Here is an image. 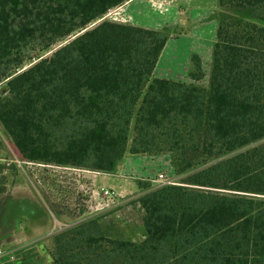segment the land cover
I'll return each mask as SVG.
<instances>
[{
    "label": "trees",
    "instance_id": "obj_1",
    "mask_svg": "<svg viewBox=\"0 0 264 264\" xmlns=\"http://www.w3.org/2000/svg\"><path fill=\"white\" fill-rule=\"evenodd\" d=\"M127 1L0 0V124L22 159L159 157L181 176L146 184L142 238L100 215L54 234L45 264H264V0H219L207 80L196 54L185 79L155 76L170 31L107 17ZM77 194L57 211L84 212Z\"/></svg>",
    "mask_w": 264,
    "mask_h": 264
},
{
    "label": "rangeland",
    "instance_id": "obj_2",
    "mask_svg": "<svg viewBox=\"0 0 264 264\" xmlns=\"http://www.w3.org/2000/svg\"><path fill=\"white\" fill-rule=\"evenodd\" d=\"M194 15L195 13L192 11L185 12L182 17L190 25H180L178 28L167 27L170 34L176 32L177 36L187 37L193 41L191 37H194L192 32L194 28L191 29L190 26L196 22ZM206 32L204 38L199 40L205 45L201 47L200 53L196 51L193 55L201 57L207 80L211 70L216 29L209 32V27H207ZM170 37L155 69L157 77H166L167 72L169 75L174 72L175 76L178 74L177 65L184 64L185 54L179 51L180 47L183 48L188 44L187 41L178 43L175 40L177 37ZM169 39H172L170 44L176 46L175 54L169 57L166 52L164 57ZM198 46L197 43H194V48L197 49ZM211 46L213 47L211 48ZM192 58L189 60L190 70L194 68ZM123 161L119 165L118 172L116 171L118 175H112L113 180L110 182H105L101 178L102 176H98L99 178L97 177L94 181L93 178L92 180L89 176L84 175L87 172L85 170H90L88 168L77 171L67 167L59 168L51 165L45 167L43 164L22 159L12 139L0 124V182L5 185L1 198L7 201L4 205L5 210H3L4 218L0 224V259L2 264H13V262L45 264L50 260L45 248L54 234L100 215H105L104 226L109 224L110 232L115 236L135 240L142 238L143 212L137 202L138 198L145 193L146 189L163 185L166 179L177 181L181 176L174 177L161 170L160 173L163 172L165 175V179H161L159 175L154 174L155 172L142 171L136 166L137 170L133 168L131 172L127 173V170L125 172L123 170ZM46 168L49 170L45 171ZM147 183H150L151 187L147 188ZM102 186L110 187L117 193L113 196H104L97 191ZM71 189L77 196V193L83 192L84 198L89 194L91 198L87 201V206H82V210L85 211L82 213L80 211L81 214L75 217L66 211L59 213L58 208L55 207V204L58 206L59 203H62L60 207H63L64 203L73 205L74 193L71 192Z\"/></svg>",
    "mask_w": 264,
    "mask_h": 264
},
{
    "label": "crops",
    "instance_id": "obj_3",
    "mask_svg": "<svg viewBox=\"0 0 264 264\" xmlns=\"http://www.w3.org/2000/svg\"><path fill=\"white\" fill-rule=\"evenodd\" d=\"M218 8L219 0H129L125 4L109 12L107 17L114 21L130 23L155 29H163L167 27L178 28V26L180 25L189 26L190 24L185 22V19L182 17V15L188 10L194 12V19L196 20V22L190 26L191 29L194 28L192 30V32L194 33V37H191L193 41L189 40L187 37L177 36L178 34L176 32L175 34H170L171 37H177L175 38L176 42L179 43L186 40L188 43L184 45L183 48L178 46L180 47L179 52L185 54L183 59L184 64L177 65L176 68L178 74H176L175 76L173 75L174 72L171 73L172 75L167 74L168 72L166 74L164 73L167 78L185 79L190 71L189 60L192 58L193 54L196 51L200 53L201 47L205 45L199 40L204 38V34L207 33V27H209V32H212L217 28L215 13ZM182 22L185 23L182 24ZM208 24L211 25L206 26ZM171 40L172 39H169V45L165 50V54L163 55L164 57L166 55V52L169 57L175 54L176 46L170 44ZM194 43H197V45H199L197 49L194 48ZM212 47L213 46H211V48ZM160 164L162 165V162L159 157L152 158L148 156H134L128 154L123 161V170L124 172L125 170H127V173H129L131 172V170H133V168L136 169V167H139L142 171L147 170L148 172H155L154 174H157L158 171H161L162 169ZM84 175L89 176V178L91 179L93 178L94 181L98 176H102L101 178L105 182H110L111 180H113L111 176L118 175V173L104 172L95 174L91 172H85Z\"/></svg>",
    "mask_w": 264,
    "mask_h": 264
},
{
    "label": "built area",
    "instance_id": "obj_4",
    "mask_svg": "<svg viewBox=\"0 0 264 264\" xmlns=\"http://www.w3.org/2000/svg\"><path fill=\"white\" fill-rule=\"evenodd\" d=\"M85 171H87V172H91V173H102L101 171H95V170H85ZM159 177L161 178V179H165V175H164V173H160L159 174ZM164 182L165 183H171V182H173L172 180H170V179H166V180H164ZM99 193L101 192L104 196H113V195H115L117 192L114 190V189H112V188H110V187H106V186H102V187H100V188H98V190H97ZM0 264H2V262H1V259H0Z\"/></svg>",
    "mask_w": 264,
    "mask_h": 264
}]
</instances>
